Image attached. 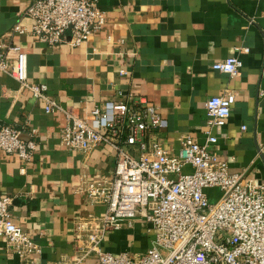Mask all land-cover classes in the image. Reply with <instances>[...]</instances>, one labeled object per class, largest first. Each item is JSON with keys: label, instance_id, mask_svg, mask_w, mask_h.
Listing matches in <instances>:
<instances>
[{"label": "crops", "instance_id": "obj_1", "mask_svg": "<svg viewBox=\"0 0 264 264\" xmlns=\"http://www.w3.org/2000/svg\"><path fill=\"white\" fill-rule=\"evenodd\" d=\"M32 2L0 0V39L21 47L30 82L47 86L48 96L68 113L85 117L108 103L145 98L165 120L147 134L148 144L177 154L184 136L206 143L205 103L228 96L231 115L213 130L217 143L209 152L231 173L264 184V0H98L105 24L77 48L49 47L29 32L11 34L16 25L30 30L22 14ZM234 56L242 63L236 74L213 70ZM66 123L64 113L46 114L29 91L0 76V125L22 130V140L37 145L30 161L0 152V197L12 199L13 220L41 250L24 259L0 238V264H71L77 219L104 212L88 204L84 183L113 176L115 151L107 145L88 153L64 149ZM153 239L152 227L140 219L108 232L101 247L138 260Z\"/></svg>", "mask_w": 264, "mask_h": 264}, {"label": "built area", "instance_id": "obj_2", "mask_svg": "<svg viewBox=\"0 0 264 264\" xmlns=\"http://www.w3.org/2000/svg\"><path fill=\"white\" fill-rule=\"evenodd\" d=\"M22 15L31 21L30 30L16 25L11 34L29 32L49 47H80L106 19L98 0H33ZM237 51L247 54L249 49ZM241 67L238 56L213 64L214 71L227 75ZM2 75L41 101L46 114L66 115L61 147L88 153L107 145L115 151L113 176L84 183L88 204L103 206L104 212L77 219L71 264L90 259L95 264H264V184L231 173L209 152L217 143L213 130L222 129L231 115L228 96H212L205 103L206 143L184 136L174 154L158 142L148 144L147 134L163 128L165 120L145 98L108 103L103 110L96 107L85 117H75L48 96L47 86L30 82L27 55L11 39H0ZM36 148L34 140H22V130L0 125V152L30 161ZM214 193L219 197L213 203ZM11 205V198L0 197V238L24 259L40 254V247L13 220ZM140 219L152 227L154 239L138 260L102 250L108 232L131 228Z\"/></svg>", "mask_w": 264, "mask_h": 264}, {"label": "rangeland", "instance_id": "obj_3", "mask_svg": "<svg viewBox=\"0 0 264 264\" xmlns=\"http://www.w3.org/2000/svg\"><path fill=\"white\" fill-rule=\"evenodd\" d=\"M218 197H219V193H214L211 197V201L214 203ZM151 246H152V244H151ZM160 252L166 253L165 251H163L161 249H160Z\"/></svg>", "mask_w": 264, "mask_h": 264}]
</instances>
